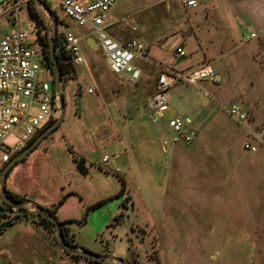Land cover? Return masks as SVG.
<instances>
[{
	"label": "rangeland",
	"instance_id": "obj_1",
	"mask_svg": "<svg viewBox=\"0 0 264 264\" xmlns=\"http://www.w3.org/2000/svg\"><path fill=\"white\" fill-rule=\"evenodd\" d=\"M47 1L61 20L56 25L57 32H62L67 26L76 33L85 61L73 63L74 71L61 83L67 100L62 122L51 136L43 138L11 166L6 177V189L19 195L25 192L29 195L44 194L52 202L65 196V211L75 220L73 230L80 242L99 240L104 232H108L107 224L120 211L132 216L131 200L138 205L139 194L143 192L150 203L163 202L175 206L178 211L174 219L176 225L164 229L163 232H168L163 234L162 243L156 246L158 234L152 227L146 229L147 240L137 242L139 260L144 264H153L156 259L166 264H264V164L251 165L252 168L246 172L238 161V156L264 155V135L260 142L252 137V133L264 127V42L256 51L248 49L243 40L238 43L237 67L228 75L229 78L222 76L221 83L224 82L232 91L224 92V99L214 106L213 115L209 117L211 123L223 126L221 132L216 127L201 134L196 127L198 141H202L205 135L216 144L220 134L230 136L234 132L231 126L235 120L225 109L233 94V102L245 105L249 115L247 121H237L244 126L243 137H228L235 145V155L217 163L213 161V154L208 153L207 160L204 153L217 148L206 144L204 149H200V154L195 152L179 162L181 172L176 176L178 161L168 160V165L164 166V156L158 148L160 136L155 128L158 124L146 114L147 89L140 87L141 80L133 83L127 76L113 72L103 52L89 46V27L74 23L61 13L53 0ZM234 6L239 17V31L244 37L249 35V31L261 34L264 0H235ZM21 7H27V0L12 1V9L18 8L19 11ZM217 12V8L201 0L195 9L183 7L180 0H117L109 15L110 21H114L113 29L121 31L122 38H126L125 34L130 33L155 36L160 31L158 36H161V32L166 34L167 31H194L195 27L203 24L204 15L213 16ZM42 13L48 21L44 11ZM1 14L4 13L0 10ZM20 18L22 16L19 15L18 20ZM210 19L208 23H212ZM19 28L26 29L38 46L33 22L24 19ZM2 31L7 30L0 17V33ZM167 37L152 47L150 54L155 52L154 56L163 64L177 61L176 66L181 67L191 56L189 47L185 48L186 55L179 58L174 53L177 39ZM204 63L213 66L210 60H204ZM50 66L53 67L52 64ZM40 74L52 82L54 73L49 66L41 68ZM203 83L218 87L209 80H203L202 86ZM78 88L81 89L79 110L75 99ZM199 89L205 97L211 98L212 91ZM123 95L127 100L117 99ZM19 133L20 128L17 127L7 136L6 144H15ZM245 142H252L253 149L244 148ZM241 145L242 149H239ZM105 152L111 155L108 167L101 162ZM146 157L150 158L147 165L153 167V175L143 182L132 174L134 167L129 163L134 160L140 165ZM115 166L121 173L111 171ZM124 176L129 177L131 189L119 194ZM162 193L166 196L161 197ZM171 193L175 195L171 197ZM129 194L132 198L128 197ZM101 200H104L102 204L93 206ZM137 230L141 231L140 228Z\"/></svg>",
	"mask_w": 264,
	"mask_h": 264
},
{
	"label": "crops",
	"instance_id": "obj_2",
	"mask_svg": "<svg viewBox=\"0 0 264 264\" xmlns=\"http://www.w3.org/2000/svg\"><path fill=\"white\" fill-rule=\"evenodd\" d=\"M201 1H203V3L206 5H210L212 8H217L218 12L217 15L214 14L213 16L204 15V21L202 22L203 24L195 27L196 29H194V31H167L166 34L161 32V36H158L160 31H157L156 33L158 34L155 36L149 35L148 33L144 35H137L134 33L125 34L123 32V36L126 35L127 37L122 38L121 31H118V29H113L114 21L109 22L108 30L117 40L124 42L128 39L136 38L138 41L143 43L148 50V56L146 58H140L136 60V65L141 69V76L136 82L141 80L140 87H145L147 89V92L145 93V110L146 114H148V117L149 111L147 101L152 95V92L155 91L154 89L156 88L155 85L157 82V77L163 67L188 71L202 64H207L204 63V60H210L213 66H215L214 68L216 69V72L221 77L223 76L229 78L230 76L228 75H230L233 72L232 70L237 67L235 60L237 59L236 54L238 43H241L243 40L242 42H246L248 49H254L256 51L258 50V45L264 42V26L262 27L261 34L255 31H249V35L253 32L256 33V36L249 39H245L246 36L244 37L242 31H239L240 25L237 23L238 16L237 9L234 6L235 0ZM181 5L185 7L182 3ZM197 6L198 4L195 7L187 9H195ZM18 14L22 16V18H20L17 22H14L10 13H4L0 15L2 25L7 31L19 28L24 19L32 22L27 7H21L18 11ZM208 19L213 20L212 23H208ZM11 23H13L12 26L10 25ZM132 30L135 29L132 28ZM7 31H2L1 33L3 34ZM1 33L0 36L2 35ZM167 36L177 39L174 53L179 58L186 55L185 48L189 47V54L191 56L181 67L176 66L178 65L177 61L168 65L163 64L161 61L156 59L154 56L155 52L153 55L150 54L152 47L157 44H161L165 38L168 39ZM90 38L93 37L89 34L87 41H91ZM90 47L95 49L92 46ZM178 47H181L184 50L183 55L177 53L176 49ZM162 60L164 61V58H162ZM201 82L199 85L179 83L167 91L169 110L165 113V116L157 123L158 125L155 127L158 130L160 136V147H158L159 150H161V138L166 132V120L174 115L187 118L190 122V125L195 128L197 127L201 134L205 130H210L211 128H218L217 131L219 130V132H221V128L223 126L211 123L212 121L209 119V117L213 115V110L215 108L214 106H216V104L219 105V103H221L224 99V92L228 90L231 92L232 90L224 82L216 83L218 87L208 83H203L202 86ZM211 83L215 84L213 82ZM199 87L205 89V92H208L209 90L212 91L213 93L210 92L212 94L211 98L205 97ZM122 98L127 100L126 95L120 96V98L117 99L120 100ZM233 98L234 97L232 94L231 100L228 99L229 105L234 104ZM241 106L248 111L245 105L242 104ZM206 110H209L207 114ZM225 110L227 112V109ZM234 122L235 124L231 126L234 132L230 133V136L220 134V139L217 140L218 142L216 144H214L216 141L209 140V138L205 135L203 136L202 141H198L197 139L199 136L197 137L196 135L197 138L194 139V143L190 146H187L188 144L184 142L172 144L168 148L167 157H165L164 153L162 152L164 156V166L166 167V165H168V160L178 161V165L179 162H183L191 154H194L198 151V154H200L202 152L200 149H204L206 144L215 145L217 148V150L212 152H205L204 156L206 159L208 153L213 154V161L217 163L233 157L236 153V150L234 149L235 145L231 139H228V137L234 136L242 138L244 133V126L239 124L237 120ZM50 134L51 133H49L46 137L51 136ZM239 149H242V145ZM239 152L240 150L237 153ZM238 158V161L244 165L243 167L246 172L252 168L251 165L256 167L260 164H264V155L251 157L252 159L250 157L243 158L242 156H238ZM149 159L150 158L147 157L143 158V160L140 161V165L135 163L134 160L130 161L129 163L131 167H134L132 174H136L138 179L142 180L143 182L153 175V167H151V165H147L149 164ZM210 160L212 159L210 158ZM136 164L138 166H135ZM180 165L181 164L175 167L176 176L180 175ZM177 167L179 169H176ZM124 180L126 184V192L127 188L131 189L129 186V177L124 176ZM22 195H24L27 199H32L40 205L48 208H51L55 203L52 202V200H49L44 194L29 195L25 192ZM169 195L173 197L175 194L171 193ZM130 196L132 198L131 194L128 195V197ZM139 196L140 198L138 205H135V201L130 199L131 202L133 201L132 216L130 214L126 215L122 211L123 216L121 220L115 224H111L114 221L113 217V220L107 224L108 232H104L99 240L96 238L91 239L88 242H80L78 240L77 235L73 230V222L75 220L72 218V216H70L71 214H68L65 211L67 198H65L61 206L57 208L55 215L61 222L62 228H65L67 231V235L64 234L65 238L67 237L72 240L69 242L98 253L113 254L123 257L132 264H144L139 260L138 247L136 245L137 242L144 243L147 240L146 229L148 227H152L158 234V237L155 235V237H157V240L155 241L156 246L158 243H162L164 240L163 234L168 232V230L165 232L163 231L165 228H172L176 225L174 219L177 218V214L175 215V213L178 211L176 210L175 206L168 205L163 202L158 201L156 204L150 203L147 201L146 195L143 192H141ZM162 196H166V193H162L161 197ZM185 208L190 207L185 206ZM125 218H128V221ZM138 228L141 229L140 232L143 231L145 234H140L139 230H137ZM69 262L73 264H99L86 258L75 257L73 252L66 251L56 239L54 226L44 223L36 215H32L30 213L28 214L27 218L23 217L22 219L14 221L2 232V234H0V264H67ZM160 263L166 264L165 262Z\"/></svg>",
	"mask_w": 264,
	"mask_h": 264
},
{
	"label": "built area",
	"instance_id": "obj_3",
	"mask_svg": "<svg viewBox=\"0 0 264 264\" xmlns=\"http://www.w3.org/2000/svg\"><path fill=\"white\" fill-rule=\"evenodd\" d=\"M13 0L0 3L3 13H10L12 19L18 21V8L12 9ZM61 13L80 26H88L98 48L103 52L111 70L123 74L132 82L138 81L141 69L136 60L146 58V46L136 38L120 42L108 30L111 15L109 11L117 0H53ZM186 8L195 7L197 0H180ZM9 7V8H8ZM11 11V12H10ZM135 29V27H133ZM62 35L63 48L67 49L74 64L85 61L81 53L79 37L69 27H64ZM256 36L251 33L245 39ZM38 46L30 39L26 29L15 28L0 36V181L3 169L14 153L20 152L37 133L55 118L59 111V98L53 83L40 74L45 68V53L37 40ZM184 54L181 47L176 49ZM202 80L220 83L222 77L211 64H202L188 71L163 67L157 77L155 92L147 101L149 118L158 123L169 110L167 91L179 84L199 85ZM91 91V89H89ZM228 114L239 122L247 121L248 111L240 104L227 107ZM17 127L20 128L18 140L12 146L6 144L7 136ZM197 135L195 127L187 118L174 115L166 120V132L161 138V150L167 157L168 148L177 142L191 143ZM264 127L257 133H252L256 142L261 141ZM244 148L253 149L252 142H246ZM111 155L105 152L101 162L108 167ZM121 173L118 166L111 169ZM10 205L0 197V220L3 215L30 214L34 210L27 206ZM67 264H73L71 262Z\"/></svg>",
	"mask_w": 264,
	"mask_h": 264
},
{
	"label": "water",
	"instance_id": "obj_4",
	"mask_svg": "<svg viewBox=\"0 0 264 264\" xmlns=\"http://www.w3.org/2000/svg\"><path fill=\"white\" fill-rule=\"evenodd\" d=\"M34 1L37 5L41 7V9L44 11V13L47 15L48 18V27H47V38H48V47H49V55L52 60V66H53V73H54V78H53V87L57 91L58 98H59V111L55 118L51 120L41 131L37 133V135L33 138V140L27 144L20 152H18L14 157L11 158V160L6 164L5 168L3 169L2 175H1V181H0V197L2 200L10 205L14 206H27L30 207L35 211H38L42 215H45L48 217L51 222L54 225V230H55V236L60 245L68 252H73L80 254L84 257L91 258L96 261H107V262H113V263H118V264H132L130 261L123 257H119L113 254H103V253H98L95 251H92L90 249H87L85 247H79L78 245L69 242L66 240L63 228L61 225V222L58 220L57 216L50 210L48 207H44L37 203L36 201L32 199H25L22 201H15L12 200L10 197L7 195V189H6V177L9 169L11 166L17 162L18 160L22 159L25 157L32 149H34L43 138H45L49 133H51L54 129H56L60 123L63 120L64 117V111H65V105H64V95L62 92V74H61V68L58 63V59L56 56V51H55V45H54V38L53 34H51V31H53V28L56 27L57 25V19H56V13H54L48 6L47 4L42 1V0H32ZM88 40V44L92 46L93 48L97 49L98 46L96 42L94 41L93 38H90ZM80 101H81V89L78 88L77 91V109H80Z\"/></svg>",
	"mask_w": 264,
	"mask_h": 264
},
{
	"label": "trees",
	"instance_id": "obj_5",
	"mask_svg": "<svg viewBox=\"0 0 264 264\" xmlns=\"http://www.w3.org/2000/svg\"><path fill=\"white\" fill-rule=\"evenodd\" d=\"M42 1H44L47 4V6L54 13H56V11L52 9V7L50 6V4L48 3L47 0H42ZM27 9L29 11L31 20L34 23V26L36 27L35 29H36V32H37V40L42 45V48H43L44 53H45V60H46L45 67L49 66L50 69L53 70V67L50 66V64H52V60H51L50 55H49L48 38H47L48 22L46 21L44 15L42 13L43 12L42 9H40L39 5H37L34 1L27 0ZM56 19H57V24H60L61 20L59 19L57 14H56ZM53 38H54L56 56H57L58 63H59L60 68H61V74L65 75V73H69V72L74 71L71 55H70V53H69V51L67 49L63 48L62 35H61L60 32H57V27L53 28ZM53 78H52V83H53ZM33 138L29 141V143L33 140ZM16 154L17 153H14L12 155V157H14ZM125 189H126L125 180L122 178V187H121V189L119 191V194H122L125 191ZM7 195H8V197H10L12 200H15V201H22V200L26 199L25 196H22V195H19V194H15V193H13L12 191H9V190H7ZM64 200H65V196H62L61 198H59L57 200V202H55L53 204V206L50 208V210L55 214L57 208L59 206H61V204L64 202ZM103 201L104 200H101V201L95 203L93 206H98V205L102 204ZM18 208L22 209L21 207H18ZM31 214L38 216L40 218V220L43 221L44 223H48L50 226H54L53 223L51 222V220L48 217H46L45 215H42L38 211H35L34 213H31ZM3 216H4V219L0 220V234H2V232L9 225H11L14 221L22 219L23 217L24 218L28 217L27 214H24V215L13 214L10 217H8V215H3ZM122 216H123V212L122 211L120 213L116 214L114 216V221L111 224H115V223L119 222L121 220ZM85 219L86 218L84 217V220ZM63 232H64L65 235H67V231H66L65 228H63ZM66 240L67 241H72L71 239H69L67 237H66ZM74 256L75 257H80V258H86V259H89V260L94 261V262L99 263V264H118V263L107 262V261H96V260H93L91 258L84 257V256H82L80 254H77V253H74ZM153 264H160V262H159V260L156 259Z\"/></svg>",
	"mask_w": 264,
	"mask_h": 264
},
{
	"label": "flooded vegetation",
	"instance_id": "obj_6",
	"mask_svg": "<svg viewBox=\"0 0 264 264\" xmlns=\"http://www.w3.org/2000/svg\"><path fill=\"white\" fill-rule=\"evenodd\" d=\"M72 72H69V73H65V75H62V81L64 80V78H66L69 74H71ZM75 99H76V104H77V92H76V96H75ZM66 104H67V100H66V96L64 95V105L66 107ZM46 126V124L44 125ZM44 128V127H43Z\"/></svg>",
	"mask_w": 264,
	"mask_h": 264
}]
</instances>
